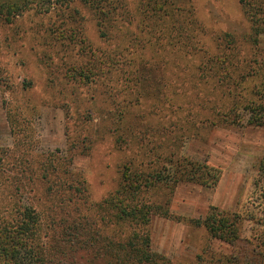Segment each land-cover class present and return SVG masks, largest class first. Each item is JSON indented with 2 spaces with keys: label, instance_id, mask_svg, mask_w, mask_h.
I'll list each match as a JSON object with an SVG mask.
<instances>
[{
  "label": "rangeland",
  "instance_id": "1",
  "mask_svg": "<svg viewBox=\"0 0 264 264\" xmlns=\"http://www.w3.org/2000/svg\"><path fill=\"white\" fill-rule=\"evenodd\" d=\"M27 1L0 17V213L36 214L41 262L125 264L109 243L148 242L152 261L129 264H264V128L246 109L264 104V34L248 41L238 0L166 1L199 23L188 38L141 0H103L107 20L77 0ZM222 48L231 64L216 74ZM181 158L217 168L216 186L175 182ZM118 198L149 221L117 220ZM212 208L241 217L234 243L195 223Z\"/></svg>",
  "mask_w": 264,
  "mask_h": 264
},
{
  "label": "trees",
  "instance_id": "2",
  "mask_svg": "<svg viewBox=\"0 0 264 264\" xmlns=\"http://www.w3.org/2000/svg\"><path fill=\"white\" fill-rule=\"evenodd\" d=\"M66 1V4H69L75 0ZM77 1L89 6L95 13L96 18L100 20L101 18L107 20L110 18L109 15H112L116 11V6L114 5L103 6V0ZM166 1L168 0H141V4L145 7V10L148 11L150 15L156 20H167L169 22L177 21L179 23L178 29L180 30V36L182 38H188V36L193 37L192 33L194 30L200 28L199 23L192 16V12H183L177 8L174 9L172 7V3H167ZM238 3L244 16L250 23V34L248 41L253 45H257L258 36L264 34V0H238ZM28 7L27 0H15L13 2H8L7 0L1 1L0 17L4 22L11 23L17 15L23 13V11H25ZM182 14L189 15L190 19H188V23L190 24L191 28L186 27V21ZM101 34L102 36L105 35L104 32H101ZM221 37L222 36L216 37V39L219 41V38ZM222 41L225 43V45L230 46L228 47L230 50L235 48V40L233 37L227 39L225 36H223ZM192 50L195 52L197 48L192 47ZM222 51L223 56L225 57L218 56L209 58V62L211 64L209 68L213 69V72L216 74L222 71L224 66L231 64V61H228L227 59H231L229 57L233 55L232 52L226 53L225 48H222ZM217 79L221 81L222 78ZM246 109H248L249 112L247 124L264 128V104L253 103ZM171 164H173L175 167V173H178L174 180L175 182L186 181L212 188L216 186L220 178L219 170L207 164L186 161L182 158L179 160L176 159L174 162H171ZM258 172L264 181V158L259 162ZM128 177L129 176H127V174H124V178L122 177V183H124V180ZM130 182L131 183L128 185L120 186V190L125 189L126 187H131L133 185V181L130 180ZM118 199H122L123 202L121 201L115 203V218L117 220L120 222L124 220H134L138 223H147L149 221L150 208L148 206L140 207V205L136 204L130 206L125 202V198ZM35 216L36 214L30 210H26L25 212L0 213V264H18L19 259L23 260L25 257L27 260L33 258V260L36 261V264L43 261L42 254L46 253V251L43 245H39L38 242V221ZM195 223H197L198 226H204L211 237L224 242L234 243V240L240 237L239 232L241 228V217L238 214L228 215L227 213L212 208L204 220H195ZM115 224H117V222ZM80 238L81 237H79L78 234L72 235L70 238L68 235L65 238V241H69V243H71L73 246L80 244V242L85 243V240L81 241ZM144 245V247L141 246L140 249H137L136 247H131L130 242H128V245H121L119 248H117L112 245V243H109L108 249L105 253L109 256L112 255V257H119L121 253L125 258V264L135 263L141 257L145 259L150 258V254L147 252V248L149 246L148 242H145ZM126 247L127 250H125ZM29 253H31V255H27ZM46 255H48V253ZM152 258H150L151 261ZM39 264L45 263L41 262Z\"/></svg>",
  "mask_w": 264,
  "mask_h": 264
}]
</instances>
